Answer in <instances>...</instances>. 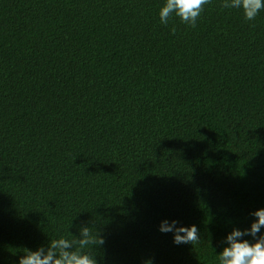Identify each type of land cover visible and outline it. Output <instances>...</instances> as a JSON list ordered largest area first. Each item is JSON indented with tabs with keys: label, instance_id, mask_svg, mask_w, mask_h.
Listing matches in <instances>:
<instances>
[{
	"label": "trees",
	"instance_id": "trees-1",
	"mask_svg": "<svg viewBox=\"0 0 264 264\" xmlns=\"http://www.w3.org/2000/svg\"><path fill=\"white\" fill-rule=\"evenodd\" d=\"M164 2L0 0V264L86 225L97 264H218L264 208V10Z\"/></svg>",
	"mask_w": 264,
	"mask_h": 264
},
{
	"label": "clouds",
	"instance_id": "clouds-1",
	"mask_svg": "<svg viewBox=\"0 0 264 264\" xmlns=\"http://www.w3.org/2000/svg\"><path fill=\"white\" fill-rule=\"evenodd\" d=\"M210 0H165L159 8V19L164 25L173 17L196 27L197 20ZM222 8L237 9L243 12L247 21H253L264 10V0H222ZM173 33L175 28L172 29ZM256 219L250 228L233 230L226 236L227 246L219 253L218 264H264V234L258 235L264 227V208L251 213ZM159 231L173 233V242L177 245L198 243L199 230L195 225L177 226V221L163 220ZM251 236L254 241L244 239ZM105 243L99 230H93L91 225L81 226L79 236L71 239L59 236L49 239L47 247L36 250L25 249L18 264H97L92 249H98Z\"/></svg>",
	"mask_w": 264,
	"mask_h": 264
}]
</instances>
